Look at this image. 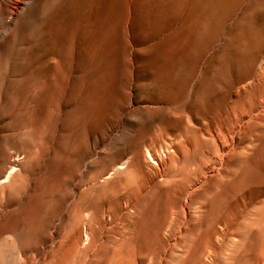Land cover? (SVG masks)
I'll return each mask as SVG.
<instances>
[{
    "label": "rangeland",
    "instance_id": "obj_1",
    "mask_svg": "<svg viewBox=\"0 0 264 264\" xmlns=\"http://www.w3.org/2000/svg\"><path fill=\"white\" fill-rule=\"evenodd\" d=\"M10 165L0 264H264V0H0Z\"/></svg>",
    "mask_w": 264,
    "mask_h": 264
},
{
    "label": "bare ground",
    "instance_id": "obj_2",
    "mask_svg": "<svg viewBox=\"0 0 264 264\" xmlns=\"http://www.w3.org/2000/svg\"><path fill=\"white\" fill-rule=\"evenodd\" d=\"M60 11H62V8H59V9H57V11H56V13L58 14ZM60 14V13H59ZM62 19V17H60V19L59 20H61ZM226 117V116H225ZM227 120H229V119H227ZM229 122V121H228ZM230 123V122H229ZM227 124V123H226ZM231 124V123H230ZM231 127V125H229L228 126V129ZM215 128V127H214ZM231 129H232V127H231ZM229 131V130H228ZM231 131V130H230ZM123 166V165H122ZM15 166L14 165H10V168H9V170L8 171H5V173H4V175H3V177L0 179V185H2V184H4L5 182H7L8 180H10V177L13 175V173H14V171H15ZM8 218H10V217H8ZM8 218L6 217V218H3L2 220H1V222H0V235H2L3 234V232L4 231H6V230H9L10 228H11V226H12V221H9L8 220ZM3 240H4V242H10L9 240V238L8 237H4L3 238ZM17 240V239H16ZM18 241V240H17ZM4 244V243H3ZM18 245H20V244H18ZM9 246V245H8ZM7 246V247H8ZM4 249V248H3ZM7 249H9V248H7ZM6 250V249H5ZM19 250V249H18ZM1 252V251H0ZM7 252V251H6ZM18 252V251H17ZM22 254V253H21ZM3 257V256H2ZM18 258V264H27V260H26V257H21L20 255H19V257H17ZM4 261V260H3ZM8 261V260H7ZM7 261H6V259H5V261H4V263H7Z\"/></svg>",
    "mask_w": 264,
    "mask_h": 264
}]
</instances>
